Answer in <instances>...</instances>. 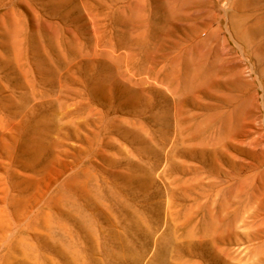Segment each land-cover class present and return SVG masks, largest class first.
Returning <instances> with one entry per match:
<instances>
[{
  "label": "rangeland",
  "instance_id": "obj_1",
  "mask_svg": "<svg viewBox=\"0 0 264 264\" xmlns=\"http://www.w3.org/2000/svg\"><path fill=\"white\" fill-rule=\"evenodd\" d=\"M0 264H264V0H0Z\"/></svg>",
  "mask_w": 264,
  "mask_h": 264
}]
</instances>
